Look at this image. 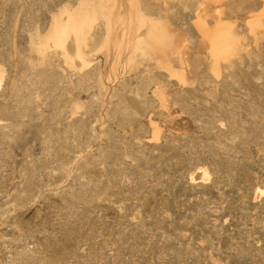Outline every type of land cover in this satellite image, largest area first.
Instances as JSON below:
<instances>
[{"label":"rangeland","instance_id":"1","mask_svg":"<svg viewBox=\"0 0 264 264\" xmlns=\"http://www.w3.org/2000/svg\"><path fill=\"white\" fill-rule=\"evenodd\" d=\"M0 264H264V0H0Z\"/></svg>","mask_w":264,"mask_h":264},{"label":"bare ground","instance_id":"2","mask_svg":"<svg viewBox=\"0 0 264 264\" xmlns=\"http://www.w3.org/2000/svg\"><path fill=\"white\" fill-rule=\"evenodd\" d=\"M67 16L68 18L65 21V23H62L61 21L57 19L53 20V25H52L49 35L47 36V38H45L46 36L44 37L48 41L52 42V44L55 47L60 48V49H63L65 39L69 35H73L76 44L79 45V42H80L79 37L82 35L84 29L89 27L91 23L90 17L87 18V16L84 19L79 21L77 17L78 16L77 13L72 14V15L68 14ZM167 42H168L167 34H166V31L163 29L155 30V32L150 34L148 39L146 40V44L153 45L154 47H157V48L165 47ZM211 44L213 48L212 50L216 52L217 44L214 41V38L211 40ZM76 50H77L76 57L79 58V48L77 47Z\"/></svg>","mask_w":264,"mask_h":264}]
</instances>
